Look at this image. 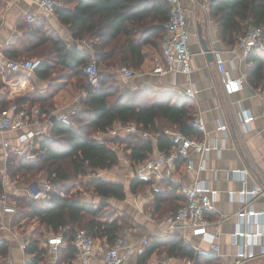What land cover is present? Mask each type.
I'll return each instance as SVG.
<instances>
[{
    "label": "trees",
    "instance_id": "trees-1",
    "mask_svg": "<svg viewBox=\"0 0 264 264\" xmlns=\"http://www.w3.org/2000/svg\"><path fill=\"white\" fill-rule=\"evenodd\" d=\"M207 10L226 46H233L248 26H259L264 31V0H208ZM55 13L73 40L90 42L92 53L78 45L71 46L57 35L48 34L43 23L35 21L32 25H23L25 32L37 31L43 41L34 42L31 50L23 47L31 52V56L39 57L40 62L32 70L19 71L23 76L32 72L36 77L48 80L49 84L44 92L33 90L26 96L17 97L16 103L22 106L27 102L26 107L37 104L48 114V109L53 106L52 97L61 88L72 85V93L77 90L85 93L80 97L79 108L69 119L52 121L51 134L39 141L41 153L36 159L11 155L6 160L8 185H26L38 181L39 177L52 183L62 182V186L48 190L38 199L27 198L17 190L6 193L17 208L11 217L13 229L34 223L31 232L23 236L24 252L32 255L26 264L43 263L47 247L41 246L40 241L48 233L61 234L63 242L58 249L70 264L77 255L74 245L77 229H85L93 238L105 239L112 244L123 226L134 225L128 214L112 213L104 202H91L83 198L80 191H72L68 185L75 179L82 180L93 174L87 182L81 183L87 191L103 199L122 200L126 193H137L148 187L153 195L148 207L157 218H164L184 202L182 196L176 195L174 185L170 191H163L153 186V179L133 176L125 189L120 181L95 174L118 162V154L110 144L124 142L125 156L135 167L149 158L154 148L169 152L173 130L201 137V132L190 124L193 114L188 100L170 103L158 99L157 94L166 91L155 93L137 87L120 88L111 71L121 66L139 69L148 51L158 53L161 58L163 24L168 18L167 0H60ZM145 46L151 50H145ZM13 53L8 52L10 59L24 60ZM91 60L97 66H104L98 70L97 88L89 84L83 71ZM245 64L246 81L264 91V54L251 52ZM8 105L6 98L0 95V110ZM116 123L133 125L142 134L115 135L103 140L95 136L97 132L106 133ZM148 135L156 136V142ZM3 193L0 172V195ZM8 247L7 241L0 239V264H7ZM142 249L139 263L145 262L156 251H165L169 256L187 259L192 264H220L215 255L194 249L175 231L164 236L147 234Z\"/></svg>",
    "mask_w": 264,
    "mask_h": 264
},
{
    "label": "crops",
    "instance_id": "crops-1",
    "mask_svg": "<svg viewBox=\"0 0 264 264\" xmlns=\"http://www.w3.org/2000/svg\"><path fill=\"white\" fill-rule=\"evenodd\" d=\"M181 2L188 15L187 24L190 34V51L192 53L189 75L179 72L175 74L172 72L154 73L152 69L161 58L158 53L149 52L148 50H151L149 46L144 47L148 54L140 68L134 71L135 75L133 77L124 79L118 70L113 71L111 69V71L119 81L121 88L137 87L155 93L166 91L162 95L158 93V99L163 98L170 103H181L188 100L189 109L193 116L201 115L204 123V130L200 131L201 137H204L209 144L216 141L218 148L205 153L204 160H201L199 154L193 155L191 153L190 157L194 163L191 170L186 168L183 161H179L177 170L174 172L168 175L165 166H162L159 173L165 176L159 178L154 175L150 179L154 180V187L163 191H170L172 185H174L178 197L181 196L177 191L178 187L190 185L196 181L217 190L214 209L207 214L209 221L207 231L213 235V243L218 246V249L217 251L212 250L209 242L202 239L200 235L195 234L189 227L167 230L165 217L168 214L164 218H157L148 207L153 200V195L148 187L142 192L126 193L125 198L122 200L95 198L97 202L106 201L111 203L116 208L117 213L128 214L132 217L134 225L131 227L123 226L122 228L123 234L133 246L127 264H192L187 259L169 256L165 251H156L145 262H138L139 255L143 250V239H146L147 234L164 236L171 231L179 234L194 249L215 255L219 258L220 264H254L255 260L264 258V256H256L244 262L236 263L235 254L239 243L247 245L250 250H258L257 242L262 240L264 236V193L255 195L249 200H241L237 196L232 199L228 193L229 191L236 193L241 189H250L255 186L264 190V118L262 116L264 91L245 81L240 91L229 95L224 92L222 77L216 69L213 58L211 60L207 58L202 46L203 38L209 50H221L226 60L231 58L230 47L221 41L217 24L208 13V0H181ZM26 11L37 14L36 23H43L48 34L57 35L66 43L75 42L76 45L92 53L90 42L73 40L68 28L60 23L56 13L52 15L43 14L35 0H0V95L6 98L8 104L16 102L17 97L26 96L33 90L44 92L49 84L48 80L38 78L32 72H28L26 76H23L21 71H11L6 66L7 61L10 59L8 57L9 51H13V55L17 54L16 56L19 58L33 60L36 65L40 62L39 57L31 56V52L29 50L25 51L23 48L29 47L31 50L34 42L42 43L43 41L37 31L28 30L29 32H25L23 25H32L25 19ZM232 72L233 74L244 73L246 76L245 60L236 63V68ZM191 87L196 89L195 96L192 98L185 94ZM79 92L72 93L67 87L61 88L52 97L57 109V111H52L57 112L55 113L57 116L65 114L69 119L70 114L79 108ZM58 100L60 104H58ZM24 105H27V102ZM243 112L249 118V122L244 127L239 122V116ZM221 123L226 125L225 131L217 130V125ZM130 126L134 128V131H127L125 125L116 123L108 130V133L97 132L95 136L103 140L115 135L136 132L138 135L142 134L133 125ZM115 131L118 132L115 133ZM16 135V131L8 133L11 141H15ZM148 136L154 143L156 142V136ZM112 145L117 146L114 143ZM116 148L114 147V149ZM158 153L160 152L154 148L151 156H156ZM124 158H126L125 154L118 155V163L120 162V164L116 163L109 169L99 170L97 175L120 181L123 185L126 184V189H128V182L133 175L131 166L124 162ZM201 163L204 164L203 168L199 167ZM5 165L6 161L0 145V172L3 190L6 193L16 190L22 192L20 188L22 185L7 184ZM229 169H242L244 172L240 176L231 175L226 178L225 170ZM114 174H116V177ZM166 182H169V184H166ZM93 197L89 198L93 200ZM107 199L114 200L115 203ZM249 205L258 214L252 215L250 219L241 217L238 213L248 208ZM11 217L12 215L2 213L0 210V239H5L9 246L6 261L7 264H26L32 255L24 252V247L21 244L25 238L13 229ZM237 231L244 234H240V237L234 239ZM247 233L248 235H246ZM44 240L45 237L40 241L41 246H44ZM68 263L63 259L58 248L55 250L47 248L42 264ZM89 264H105L103 255L95 254L90 259Z\"/></svg>",
    "mask_w": 264,
    "mask_h": 264
},
{
    "label": "built area",
    "instance_id": "built-area-1",
    "mask_svg": "<svg viewBox=\"0 0 264 264\" xmlns=\"http://www.w3.org/2000/svg\"><path fill=\"white\" fill-rule=\"evenodd\" d=\"M38 8L45 15H52L55 9L60 5V0H35ZM168 18L163 24L164 33L161 39V59L157 61L152 71L154 73H169L179 72L189 75L191 71V56L190 51V34L188 31L187 12L182 5L181 0H167ZM25 19L28 23H32L37 19V14L32 11L25 12ZM213 61L216 65L218 73L222 77L223 90L229 95L240 91L246 81L244 73L233 74L232 70L236 68V63L245 60L251 52L264 54V31L261 27L251 25L237 38L236 43L229 48L231 58L226 60L221 50H210ZM36 63L30 59L18 60L9 59L6 66L11 71H19L21 69L32 70ZM83 71L88 77L89 84L93 88L99 85L98 69L96 62L91 60L84 67ZM124 79H128L135 75L132 68L121 66L118 68ZM260 89V88H259ZM195 87L189 88L185 94L192 98L195 96ZM85 93H82V97ZM56 116V119H67V115L62 114L57 116L54 112L48 114L43 113L38 105L26 107L12 102L7 108L0 110V145L3 151L5 161L11 155L24 157L26 159H36L41 153L39 141L48 137L51 134V117ZM264 118V106L262 110ZM239 122L244 127L249 118L243 112L239 116ZM190 124L199 131L204 130L203 119L200 114L194 115ZM127 131H134L130 125H126ZM217 130L225 131V124H218ZM17 132L15 141H11L8 133ZM118 131H115L117 133ZM108 133V131H107ZM112 133V132H111ZM172 149L169 152H160L156 156L141 161L135 167H132L129 160L124 158V162L131 166L132 175L146 179L152 178L154 175L163 178L165 175L159 173L162 166H165L166 173L177 170L178 161H183L188 170L193 169L194 163L191 159V153L199 154L201 160H204V154L211 149H217L216 141L209 144L204 137H194L179 130L170 132ZM114 149V147H112ZM115 150V149H114ZM117 153V151L115 150ZM204 164L199 166L203 168ZM6 169V165L4 170ZM242 169L225 170L226 178L231 175L242 174ZM27 198L38 199L54 188V184L45 178H41L36 182H31L20 187ZM179 195L184 198V202L179 205L175 211L169 213L165 217L167 230L176 228L189 227L195 233L209 242L212 250L217 251L218 246L213 243V235L207 231L209 223L207 214L214 209L217 190L203 184L194 182L190 185H181L177 188ZM264 193L260 187L255 186L250 189H241L236 193L229 191V197L234 199L237 196L239 199L249 200L250 198ZM245 208L238 214L243 218H251L252 215L258 214L253 209ZM0 207L2 213L13 215L16 212V205L4 192L0 195ZM243 235V232H236L234 239ZM248 235V233L246 234ZM61 234H50L45 236L44 246L48 249L55 250L62 244ZM146 239H143V243ZM26 243L22 242L21 246L25 247ZM74 245L77 250L76 257L70 264H89L90 259L95 254H101L104 257L105 264H127L129 253L133 246L123 234L121 230L115 241L110 244L105 239H96L90 236L85 229H77L74 236ZM258 250L253 251L248 249L247 245L239 243L236 251V263L244 262L256 256H264V236L263 239L257 242Z\"/></svg>",
    "mask_w": 264,
    "mask_h": 264
},
{
    "label": "rangeland",
    "instance_id": "rangeland-1",
    "mask_svg": "<svg viewBox=\"0 0 264 264\" xmlns=\"http://www.w3.org/2000/svg\"><path fill=\"white\" fill-rule=\"evenodd\" d=\"M97 65V64H96ZM100 68H104V66L103 65H98L97 66V69L99 70ZM113 69V71H115V70H118V67L117 68H112ZM133 69V68H132ZM134 71H135V69H133ZM119 82V81H118ZM121 88V87H120ZM69 89L70 90H72L73 89V87H72V85H70L69 86ZM77 91H79V90H77ZM82 93H83V91H80L79 92V94H78V96H82ZM79 100V99H78ZM63 101V100H62ZM58 104H60V102H59V100H58ZM55 108V109H54ZM51 110V111H50ZM52 110H55V111H57V109H56V107H55V103L53 102V106L52 107H50L49 109H48V111L49 112H53ZM48 112V113H49ZM55 113H57V112H55ZM122 134V133H121ZM122 135H125V134H122ZM115 145H117V146H114V145H112V144H110V146H113V147H117L115 150L117 151V153H118V155H123V154H125L124 153V150L123 149H125L124 147H125V144H124V142H117V144H116V142L114 143ZM117 164H120V162L118 163L117 162ZM99 171V170H98ZM97 171V172H98ZM97 172L95 173V174H97ZM100 173V172H99ZM40 174L41 173H39L37 176H36V178L38 177V176H40ZM91 175H93V174H88V175H86V176H84L83 178H82V180L79 178V179H75V180H73L72 182H69V184L70 185H68L69 187H71V189H72V191H80V193H81V195H82V197L83 198H85V199H88L89 201H91V202H94V203H98L97 201H96V198H99V197H97V196H95V195H93L92 193H90L89 191H87V189L85 188V186L81 183V182H87L88 181V179H89V177L91 176ZM115 175V177H116V174H114ZM39 179H41V177H39ZM38 179V180H39ZM33 182H36V181H33ZM24 184H26V183H24ZM53 184H54V186L55 187H60V186H62V182L61 181H55V182H53ZM124 187H125V189L127 188L126 187V184H124ZM146 189V187H143V188H141L140 190H139V192H142V191H144ZM129 194V193H128ZM92 196H94L93 197V200H91V198H89V197H92ZM96 197V198H95ZM108 201H112L113 203H115V201L114 200H109V199H107ZM104 203L105 204H107V207H106V209L108 210V211H110V212H116L117 213V210H116V208H114L112 205H111V203H109V202H106V201H104ZM33 222H29L27 225H24L23 227H21V228H18V229H15L21 236H24V235H27V234H29L30 232H31V230H32V227H33ZM47 234V233H46ZM51 233H48V235H50ZM254 264H264V258H260V259H257V260H255L254 261Z\"/></svg>",
    "mask_w": 264,
    "mask_h": 264
},
{
    "label": "water",
    "instance_id": "water-1",
    "mask_svg": "<svg viewBox=\"0 0 264 264\" xmlns=\"http://www.w3.org/2000/svg\"><path fill=\"white\" fill-rule=\"evenodd\" d=\"M70 45L71 46H76V43L72 42V43H70ZM202 46H203V49H204V51H205V53L207 55V58L211 60L212 59L211 52H210L209 48L207 47L206 41H204L203 38H202ZM55 119H56V116L53 115L51 117V121H54Z\"/></svg>",
    "mask_w": 264,
    "mask_h": 264
}]
</instances>
